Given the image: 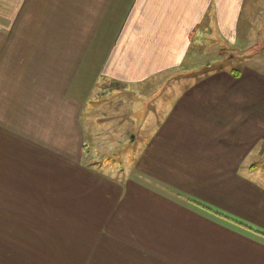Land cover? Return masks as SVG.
I'll return each mask as SVG.
<instances>
[{
  "label": "crops",
  "instance_id": "0c3cea01",
  "mask_svg": "<svg viewBox=\"0 0 264 264\" xmlns=\"http://www.w3.org/2000/svg\"><path fill=\"white\" fill-rule=\"evenodd\" d=\"M257 1L0 0V178L38 179L79 212L17 220L28 234L14 256L264 264V235L208 208L264 230ZM214 35L231 47L206 61L199 39ZM175 69L186 81L167 104L166 90L151 95L161 106L141 122L147 134L131 139V168L113 177L92 170L84 114L98 83L145 84Z\"/></svg>",
  "mask_w": 264,
  "mask_h": 264
},
{
  "label": "rangeland",
  "instance_id": "374dc122",
  "mask_svg": "<svg viewBox=\"0 0 264 264\" xmlns=\"http://www.w3.org/2000/svg\"><path fill=\"white\" fill-rule=\"evenodd\" d=\"M257 2L259 7L256 8V11L259 15L264 13V0ZM208 36L213 35L209 34ZM215 37L217 39H214V42L210 37L199 39L205 48L206 61L225 58L231 47L218 35ZM259 48L260 46H257L255 51ZM232 50L237 54L235 49L232 48ZM182 69L171 70L165 73L163 79L159 80L158 78L139 85H127L109 79L98 83L91 98L94 100V104L89 105L84 114L91 149V154L87 156L86 162L92 170L101 176L113 177L124 174L131 168L132 161H129V156L132 149V137L136 134H147V131L141 128V122H149V118L154 120L155 116L152 112H155L156 108H160L162 99L163 104L173 100L176 94L175 90L182 87L180 85L186 81L176 77L183 72ZM168 75L174 76L173 79L166 78ZM164 78H166L165 81H163ZM158 90H166L160 94L162 99L151 96L155 95ZM167 90L172 92H167ZM165 94H167V99L164 98ZM147 115L151 116L148 118ZM36 181L38 184L34 183ZM40 182L38 179L15 176L0 178V264H32V259L14 256L16 255L14 250L21 249L19 245L25 244L24 234H28L27 227L20 231L19 229L22 227L14 225L17 220L65 216V211L68 212L67 216H78V211L66 210L64 194L55 197L49 193L50 188L42 183L39 184ZM50 202H53V206L61 210H51ZM18 234H20L19 240H17Z\"/></svg>",
  "mask_w": 264,
  "mask_h": 264
},
{
  "label": "trees",
  "instance_id": "16d2710c",
  "mask_svg": "<svg viewBox=\"0 0 264 264\" xmlns=\"http://www.w3.org/2000/svg\"><path fill=\"white\" fill-rule=\"evenodd\" d=\"M198 203L204 205L203 203H200V202H198ZM207 207H208V206H207ZM208 208H210L211 210L216 211L217 213L223 214V215L227 216L228 218H231V219L237 221V222L240 223V224H243V225H245V226H248L249 228L255 230L256 232H258V233L264 235V230H261V229L255 227V226H252V225H250V224H248V223H246V222H244V221H242V220H240V219H238V218H236V217H233V216H231V215H229V214L223 213V212H221V211H219V210H215V209H213V208H211V207H208Z\"/></svg>",
  "mask_w": 264,
  "mask_h": 264
}]
</instances>
